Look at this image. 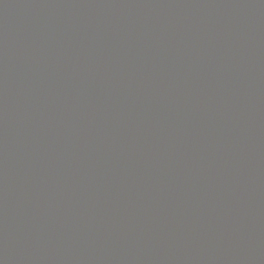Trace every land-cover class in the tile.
Returning <instances> with one entry per match:
<instances>
[{
    "label": "water",
    "instance_id": "water-1",
    "mask_svg": "<svg viewBox=\"0 0 264 264\" xmlns=\"http://www.w3.org/2000/svg\"><path fill=\"white\" fill-rule=\"evenodd\" d=\"M0 264H264V0H0Z\"/></svg>",
    "mask_w": 264,
    "mask_h": 264
}]
</instances>
